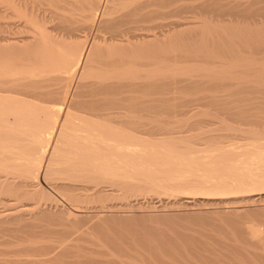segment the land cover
Returning <instances> with one entry per match:
<instances>
[{
	"label": "bare ground",
	"instance_id": "bare-ground-1",
	"mask_svg": "<svg viewBox=\"0 0 264 264\" xmlns=\"http://www.w3.org/2000/svg\"><path fill=\"white\" fill-rule=\"evenodd\" d=\"M175 1L0 0V264L100 263L80 258L73 233L123 223L105 208H139L143 197L171 207L264 202V19L250 22L264 9ZM184 10L204 20L176 21ZM41 180L79 213L47 201ZM111 195L120 202L108 205ZM260 228L247 234L256 249L246 237L229 246L221 237V248L232 246L235 263L241 246L264 264ZM40 234L56 237L37 244ZM129 238L107 241L109 263L227 257L215 260L220 241Z\"/></svg>",
	"mask_w": 264,
	"mask_h": 264
},
{
	"label": "rangeland",
	"instance_id": "rangeland-1",
	"mask_svg": "<svg viewBox=\"0 0 264 264\" xmlns=\"http://www.w3.org/2000/svg\"><path fill=\"white\" fill-rule=\"evenodd\" d=\"M184 1V0H183ZM190 1V3H193L194 2V0L191 2V0H185V3H187V2H189ZM201 0H199V2H200ZM224 1V3L225 4H228V3H226V2H230L231 4L232 3H235V1H237V2H243V3H247L248 2V4L249 3H251L252 5H253V7H255L256 9L257 8H263L264 9V0H223ZM181 3H183L182 2V0L180 1V0H178V1H175V8L177 7V6H179ZM185 3H183V4H185ZM196 3H198V0H196ZM179 4V5H178ZM250 4V5H251ZM255 8H253V9H255ZM194 11V10H193ZM197 11L195 10L194 12H192V10L191 11H189L188 10V12L187 11H181L180 13H178V11H175V20L176 21H178V20H180V22H183L182 20H184V21H186V19H187V17H189V19H187V21L188 20H191L190 18H192V19H194V20H196V21H203L204 20V16H201L200 14H197L196 13ZM263 14V13H262ZM262 14H259V17H258V15L257 16H255L256 17V19L255 18H253L254 20H252V19H250V22H254V21H257V20H261L262 18L264 19V16L263 17H260V15L262 16ZM209 17H212V16H210L209 15ZM224 18H226V19H228L229 21L230 20H232L233 18H232V16H230V15H226ZM223 17H222V19L219 17H213V18H209V20L210 19H212V20H210L211 22L214 20V21H216V25H214V26H217V22L219 21V22H221L223 19H224ZM259 18V19H258ZM261 18V19H260ZM171 19H174V18H170L169 20H171ZM178 19V20H177ZM226 19H224V20H226ZM262 19V20H263ZM221 20V21H220ZM223 20V21H224ZM227 20V21H228ZM252 20V21H251ZM223 21H222V23H223ZM227 21H224V22H227ZM258 22V21H257ZM215 22H213V24H214ZM219 24V23H218ZM224 24V23H223ZM220 25V24H219ZM222 25V24H221ZM189 25H184V26H180L179 28H176L175 29V35H176V33L178 34V33H182V31H186V30H188V29H190V28H192L191 26H189ZM165 29H167L166 27H165ZM168 29H169V27H168ZM179 35V34H178ZM91 37H92V35H90ZM89 36V38H91ZM175 38H176V36H175ZM176 40V39H175ZM190 41V40H189ZM188 41V42H189ZM187 41H184V43H186ZM176 44V43H175ZM191 44V43H190ZM178 52V51H177ZM211 122V123H210ZM209 123L210 124H212V125H214V127H216V124H213V121H210ZM208 123V124H209ZM207 124V123H206ZM218 125V124H217ZM209 126V125H208ZM211 126V125H210ZM209 126V127H210ZM218 127V126H217ZM41 184L43 185L42 187H44L43 189H44V191H47L46 193H48L47 195H43V196H46V198H47V201L48 200H50V199H52V198H54L55 196H57V198H55V200H54V202L55 201H60L59 199H61V201H60V203H63V205H64V207H65V205L67 206V208H69V209H72V208H74V207H72L71 206V204L69 205V204H67V203H70L69 202V200H67V197H66V195H63L62 196V194L61 193H59V191H57L56 190V192H55V189H52L51 188V185L50 184H48L47 183V181H44V180H41ZM49 185V186H48ZM50 193H49V192ZM45 193V194H46ZM49 194H51L52 195V197H51V195H49ZM51 197L50 199H48L49 198V196ZM62 196V197H61ZM65 196V199H63V197ZM109 198V199H108ZM107 199H105L104 201H106V203L108 202V201H110V202H112V200H113V203H118V202H120V201H118V199H120V198H118L117 196H110V197H108ZM111 198V199H110ZM58 199V200H57ZM142 200H143V202H144V206H141V207H139L138 208V206H129V207H124V208H105L106 209V211L108 212V214L109 215H114V216H118L119 217V215L121 216V217H123V219H124V221H123V223L122 222H112V223H107V222H102L101 224H100V227H96L95 229H93V228H91L89 231H82V230H77V228L76 227H78V228H80V227H82L83 229L84 228H88V224L86 223H81V224H76L75 226H70V228H71V230L72 229H76L77 231H75V233H73V235H77V239H74V240H71L72 242H74V243H76V244H79L80 246H82V247H85L86 248V250H85V248H84V250H83V248H82V251L81 252H79V254H82V255H79L80 256V258L81 257H91V258H93V259H95V260H98V262H100L101 264H107V263H105L106 261L108 262L109 260H112V259H114L113 257H111V256H107V255H105V254H103V253H101L102 252V249H104L105 248V246L107 245V243L109 242V240L111 239V240H117V241H121V240H128V238L130 239V240H134V241H138V239H140V241H143V240H146V239H148L147 241H149V240H158V239H163V240H167L168 238L170 239V237L172 238L171 240H173V238L176 240V242H178V240L180 241L181 239V241H183V239H184V241L185 240H187V239H185V238H188L189 237V239H193V240H190L189 242L191 243V241H194V240H196V243H201L200 241H202V243L200 244V245H202V244H205V243H211V245L212 246H214L215 247V245L216 244H219L220 245V243H221V237H222V240H224V238H225V240L223 241V242H225L227 239H229V240H227V241H229V243L228 244H232V243H230V241L232 240V239H237V240H239L238 241V243H241V244H239V245H245L246 244V246H244L245 248L248 246L247 244H249V241L251 242V240H254V238L253 239H249V241H248V238H252L253 236H252V233H251V230L253 231V229H255V228H260L261 226V228H260V230H261V234H264V231L262 232V230H264V211H262V208L264 207V202H256V203H251L252 205H250V204H248V205H242V204H239V203H233V204H231L230 206H229V204L228 205H226V207L225 206H223V207H216V208H211L210 206H188V207H171V206H164V205H159V203H155L156 201H157V198H150V196L149 197H146V198H142ZM42 202H43V200H41ZM46 200H44V202H45ZM46 201V202H47ZM51 201V200H50ZM68 201V202H67ZM95 202V204H93L94 206H99L102 202L100 201V199H95L94 200ZM114 201H116V202H114ZM121 201H122V199H121ZM155 201V202H154ZM93 202V201H92ZM96 202H98V204L96 205ZM50 203V202H49ZM53 203V202H52ZM59 203V204H60ZM109 203V202H108ZM107 203V204H108ZM92 204V203H91ZM90 204V205H91ZM104 204H105V202H104ZM111 204V203H110ZM110 204H108V205H110ZM62 205V204H61ZM62 205V206H63ZM69 205V206H68ZM153 205H156V207L155 206H153ZM171 208V209H170ZM191 208V209H190ZM236 208V209H235ZM261 208V209H260ZM104 209V210H105ZM108 209V210H107ZM119 210V211H118ZM216 210V211H215ZM221 210H225L226 211V214H224L225 216H222L223 215V213L221 212ZM254 210L256 211V213L254 212ZM263 210H264V208H263ZM72 211H74V212H76V213H79L78 211L79 210H77V208H75V209H72ZM85 211V210H84ZM82 212L81 211V209H80V213H84V214H86V212ZM218 211H220V212H218ZM205 212V213H204ZM239 212V213H238ZM258 212V213H257ZM263 212V213H262ZM191 213L193 214V213H195V214H193V215H191ZM199 214V215H197L198 216V218H196L197 216H196V214ZM204 214V215H201V214ZM207 213H209V214H207ZM227 213H229V214H227ZM174 214V215H173ZM211 214H213V215H211ZM214 214H216V216L214 215ZM171 215H173V216H171ZM226 215H227V217H226ZM258 215V216H257ZM202 216V219L201 218H199V217H201ZM212 216H214L213 218H212ZM217 216H218V218H217ZM250 216V217H249ZM261 216V217H260ZM189 217H191V218H189ZM210 217V218H209ZM222 217V218H221ZM187 218V219H186ZM195 218V219H194ZM126 219V220H125ZM177 219V220H176ZM189 219H191V220H189ZM192 219H194V220H192ZM199 219V220H198ZM201 219V220H200ZM171 220V221H170ZM252 220V221H251ZM262 220V221H261ZM188 221H190L191 223H189ZM207 221V222H206ZM104 223V224H103ZM85 224V225H84ZM45 225V224H44ZM44 225L42 226V227H44ZM48 226L49 225H51V227L53 228V229H56L57 228V226H59L60 228L62 227V226H64V225H62V226H60V225H57V226H55L54 224H52V223H49V224H47ZM101 225H103V226H101ZM182 225V226H181ZM92 226H94L93 224H92ZM194 226H195V228H194ZM219 226V227H218ZM42 227H40V230H42ZM55 227V228H54ZM102 227H103V229H102ZM178 228L177 230L175 229V228ZM60 228H57V229H60ZM63 228V227H62ZM193 228V229H192ZM44 229V228H43ZM201 229V230H200ZM207 229V230H206ZM39 230V229H38ZM73 230V231H74ZM92 230V231H91ZM175 232H174V231ZM181 230V231H180ZM189 232V233H188ZM78 233V234H77ZM175 233V234H174ZM183 233H188V234H184L183 235ZM248 233H251V235H250V237L247 235ZM151 234V235H150ZM193 234V235H192ZM194 234H196L195 236H194ZM201 236H200V235ZM247 236H246V235ZM160 235V237H158ZM169 235V236H168ZM173 237H172V236ZM181 235V236H180ZM192 235V236H191ZM199 235V236H198ZM239 235V236H238ZM175 236H176V238H175ZM178 236V237H177ZM194 236V237H193ZM206 236V237H205ZM53 237H56V236H53V235H47V234H40V235H37V236H33V237H31L32 239H34L36 242L35 243H37V244H39V243H41V242H45L46 240H48V239H50V238H53ZM158 237V238H157ZM183 237V238H182ZM200 237V238H199ZM214 238V239H212V238ZM216 237H218V238H216ZM224 237V238H223ZM226 237H228V238H226ZM234 237V238H233ZM240 237V238H239ZM243 237H246V241H248L247 243H246V241H245V244H243L242 242H244V241H242L241 242V240H243ZM248 237V238H247ZM79 238V239H78ZM133 238V239H132ZM135 238V239H134ZM165 238H167V239H165ZM178 238H181V239H178ZM195 238V239H194ZM203 238V239H202ZM205 238V239H204ZM211 240H210V239ZM178 239V240H177ZM234 239V240H235ZM205 240V241H204ZM216 240V241H215ZM108 241V242H107ZM178 242V243H181L182 244V242ZM205 243H204V242ZM208 241V242H207ZM218 241H220V242H218ZM233 241V240H232ZM231 241V242H232ZM255 241V240H254ZM186 242V241H185ZM187 242H188V240H187ZM195 242V241H194ZM213 242H214V244H213ZM216 242H218V243H216ZM221 243L222 245H224L225 243ZM234 243L233 244H235L236 245V243H237V241H233ZM236 242V243H235ZM256 242V241H255ZM199 243H198V245H199ZM216 243V244H215ZM237 243V244H238ZM254 243V242H253ZM195 244V243H194ZM227 243H226V245H228ZM256 244V243H255ZM79 245H78V247H79ZM183 245H185L186 246V244H183ZM188 245V244H187ZM196 245V244H195ZM250 245H252V246H250ZM229 246V245H228ZM255 246V247H254ZM221 247H223V246H221L220 245V247H218V249H217V246H216V249H217V251L218 250H220L221 252H222V250H223V252L221 253L220 251H218V253L220 252L221 254H220V256H219V254H217V252L215 253V254H217V258L218 257H223V255L224 256H227L229 259H224V258H227V257H224V258H222V259H220V258H218V259H215V260H217V262H218V260L220 259V261L218 262V263H215V261L213 260V258H216L215 256L216 255H213L211 252H209V254L211 255V257H212V260L211 259H209L210 261H212V262H210V261H207V258H209V256L210 255H208V252H203L204 254H206V257L207 258H205V256L203 257L202 255L203 254H200L203 258H205V260L207 261L206 263L204 262L205 260L200 256V257H198L199 255H196L198 258H202V260H204V261H201L200 260V262H203L202 264H209V263H211V264H213V262H214V264H220V262H221V260H223V263L221 262V264H224V260H227V261H225V262H227L226 264H231V263H235V258L234 257H231V256H233V255H231L230 253H229V251L231 252V251H233L232 249H229V248H232V246L231 247H229L228 249H226V250H228V251H226L225 250V248L223 249V248H221ZM234 247V246H233ZM237 247H238V245H237ZM249 247H254V249H256V245H254V244H249ZM81 248V247H80ZM220 248V249H219ZM236 248V247H235ZM248 248V247H247ZM88 249H90L89 251H87ZM234 249V248H233ZM243 249V247H238L237 248V250H240V251H242V252H244V250H242ZM249 249V248H248ZM253 249V250H254ZM80 250V249H79ZM91 250H93V252L91 251ZM224 250L226 251V252H228L229 254H230V256H229V254L228 255H225V253H224ZM235 250V249H234ZM250 250V249H249ZM252 250V249H251ZM180 251V250H179ZM240 251H236L235 250V252H238L237 253V255L240 253ZM242 252L239 254V256L241 255V257H243V258H246L245 257V252L243 253V255H242ZM86 253V254H85ZM232 253H234V251L232 252ZM84 254V255H83ZM178 254H181V252L180 253H178ZM185 254V256H187L188 257V255L187 254H190V253H184ZM21 255V256H20ZM27 255H29V254H26L25 252L23 253H19L18 255L17 254H15V255H12V256H14V257H18V258H23V257H27ZM193 255H195V254H193ZM192 254H191V257L193 256ZM79 256H77V257H79ZM93 256V257H92ZM181 256V255H180ZM184 256V255H183ZM184 256V257H185ZM190 256V255H189ZM234 256H236V254L234 255ZM111 257V258H110ZM194 257V259H195V256H193ZM192 257V258H193ZM72 258H75V256L74 257H72ZM72 258H70V259H72ZM116 258H118V257H116ZM178 259H179V257H177ZM181 258V257H180ZM183 258V257H182ZM179 259V260H182V262L184 263L185 262V264H186V261L185 260H183V259ZM186 258V257H185ZM190 258V257H189ZM188 258V259H189ZM197 258V259H198ZM231 258H233V259H231ZM243 258H241V259H243ZM249 258L250 257H248L247 256V260H249ZM77 259V258H76ZM102 259V260H101ZM233 260V262H231V260ZM236 259H238V257L236 258ZM241 259H239L238 261L239 262H241L240 264H245V262H247L245 259H243V260H241ZM253 259V260H252ZM258 259V258H257ZM256 259V257H251L250 258V262H252L253 261V263H254V261L257 263V264H259L258 263V260ZM94 260V261H95ZM106 260V261H105ZM230 260V261H229ZM241 260V261H240ZM105 261V262H104ZM188 261H192L191 263L193 264V261L194 260H188ZM195 261L197 262V264L199 263L196 259H195ZM237 261V260H236ZM237 261V262H238ZM260 261V260H259ZM149 261H146V262H144V261H142V260H139V261H136V262H131L130 264H147ZM155 262V261H154ZM153 262V263H154ZM209 262V263H208ZM100 263H95L94 262V264H100ZM109 263V262H108ZM152 262H149V264H153ZM190 262H187V264H191ZM248 263V262H247ZM256 263H254V264H256ZM260 263H261V261H260ZM57 264H61V263H57ZM63 264V263H62ZM64 264H71V263H64ZM72 264H74V263H72ZM109 264H121V263H109ZM155 264V263H154ZM156 264H158V263H156ZM194 264H195V262H194ZM200 264V263H199ZM235 264H238V263H235ZM262 264V263H261Z\"/></svg>",
	"mask_w": 264,
	"mask_h": 264
}]
</instances>
